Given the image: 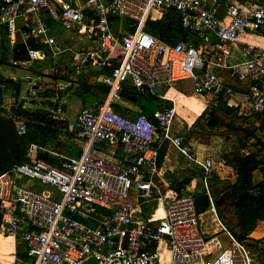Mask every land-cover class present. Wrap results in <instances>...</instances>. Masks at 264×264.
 <instances>
[{"label": "built area", "instance_id": "obj_1", "mask_svg": "<svg viewBox=\"0 0 264 264\" xmlns=\"http://www.w3.org/2000/svg\"><path fill=\"white\" fill-rule=\"evenodd\" d=\"M171 12L189 40L169 44L145 31ZM44 15L83 46L59 47ZM3 30L11 51L25 47V59L16 63L26 70L54 78L66 57L70 85L85 69L108 71L100 78L109 87L104 102L80 108L64 129L82 141L78 156H62L49 142L31 143L24 161L0 175V237L23 245L26 264H254L247 242L231 236L217 216L207 186L211 160H198L184 136L171 132L174 102L151 119L125 116L111 106L126 82L156 95L159 87L188 80L194 94L209 98V108L219 101L239 108L231 104L233 89L217 74L223 70L248 84L249 107L238 114H264V0H0V35ZM31 40L38 47H29ZM237 45L242 59L230 62ZM13 103L4 93L0 115L12 119L22 137L26 123L11 112ZM51 113L64 121L58 109ZM164 142L202 171L206 212L229 234L226 246L218 233L200 231L197 194L155 181ZM35 181L48 189L34 190ZM28 182L30 187L21 186ZM141 201L159 207L145 218L138 215Z\"/></svg>", "mask_w": 264, "mask_h": 264}, {"label": "trees", "instance_id": "obj_2", "mask_svg": "<svg viewBox=\"0 0 264 264\" xmlns=\"http://www.w3.org/2000/svg\"><path fill=\"white\" fill-rule=\"evenodd\" d=\"M144 29L169 44H175L180 39H190V34L183 29L179 16L175 12L169 13L159 22L146 24ZM2 35L7 38V33L4 30L1 32ZM27 45L33 48L38 47L35 40L29 41ZM12 52L14 61L23 60L26 57L23 45L15 47ZM2 63L3 61L0 60V64ZM54 79L58 78L54 77ZM0 84L4 86V93L10 95L14 100L11 112L23 119L27 127L26 134L19 140L20 159H0L1 175L12 166L24 161L25 149L29 144L35 143L44 146L49 141L54 144L58 136L64 132L67 122L54 119L51 112L25 108L23 100H20V80L10 81V78L0 75ZM70 89L73 90V95L80 100L82 107L103 103L109 93V87L103 84L100 79L94 78L90 81L87 76H80L77 84L69 86L66 90ZM63 94L58 91L59 98ZM45 96H49V94L45 92ZM118 96L120 101L132 104L138 109L133 111L124 107L120 102H114L111 108L125 116L135 117L138 113H143L151 119L155 110H164L172 106L171 102L159 101L158 97L148 90L139 91L128 82L122 85V91ZM56 107L57 105L53 106L54 109H57ZM63 109L65 110V107ZM211 113L216 120L214 125L207 124ZM201 121L210 129L209 135L224 137L227 141L225 143L227 151L223 152L222 158L224 165L229 169V176L220 179L214 172H211L207 180L211 195L216 200L223 198V201L217 205V216L231 236L236 240L246 241L256 227L264 222V139L258 135H264V114L240 119L234 108L219 101L217 106L206 109L193 126L198 128ZM223 127L225 130L221 132L220 129ZM214 129L218 131L216 134L211 132ZM230 136L235 137L237 146L230 145ZM245 149H248L247 153H245ZM160 158H162L161 152H159V162ZM258 172L261 174V179L255 182L254 177ZM189 182L190 180L185 178L177 183V187L173 188L180 193ZM230 208L233 209L236 218L234 226L226 217V212ZM1 218L0 212V222ZM21 256L27 259L25 252Z\"/></svg>", "mask_w": 264, "mask_h": 264}, {"label": "crops", "instance_id": "obj_3", "mask_svg": "<svg viewBox=\"0 0 264 264\" xmlns=\"http://www.w3.org/2000/svg\"><path fill=\"white\" fill-rule=\"evenodd\" d=\"M53 32L54 34L49 33V35L55 39V42L59 47H68V46H63V43L67 41L71 42V40H73V38L70 37L68 34H66L64 31H62L60 27L55 28ZM242 40H244V38H242ZM79 46L81 45L78 44V46L76 47ZM238 49H239L238 45L237 47H234L232 49V54H231L232 61L236 62L242 59L240 54L238 53ZM237 56L239 58H237ZM61 67L62 68H61L60 81L58 79H55V81L58 82L56 83L55 89L59 92L62 91V89L64 90L67 89L69 86H72L69 84L71 82L69 80L72 75L71 66L66 57L62 58ZM107 72L108 71L100 72L88 68L80 73V75L78 76V80L80 76L83 77L87 76V79L90 81H92L94 78L99 80L102 77V75L106 74ZM217 74L220 76L222 83L229 85L234 91V96L231 99V104L237 105L239 108H235L233 106L230 108H234L236 110V114L240 119L245 118L240 116L238 113L240 110H247V108L249 107V103L247 100L248 84L239 83L235 79V76L232 75L230 71L217 70ZM61 81L63 83H61ZM159 88H160L159 91L156 90V96L158 97L159 101H169L171 103L174 102L176 108V116H175L176 119H174L172 125V127L174 126L173 134L174 135L182 134L183 136H185L184 137L185 143L189 146L191 153L195 155V157L200 161H204L205 159H210L213 164V168L214 166L216 168H219L218 171L213 170L212 168V172H214L220 179H223V175H222L223 172L227 174L229 169L224 165V161L222 158L223 152L222 153L220 152V149H222L221 144H219V142L217 141L218 140L222 141V144L224 142L227 143V141L224 140V137H219L217 135H209L205 139V142H201V134L200 133L194 134V132L192 131L194 127L193 125L199 119L200 115L206 109H209V102H208L209 98L194 94L192 90V84L188 80L183 82H177L172 87L169 88H165V87H159ZM43 96H45V93L43 94ZM180 100H186L187 109L184 111H180L179 106L177 105ZM122 105L134 111V109H132L130 106L126 105L125 103H123ZM64 107L65 110L63 109ZM56 108L60 112L59 115H61L64 118V121L67 122V124L68 123L71 124L75 120L76 115L80 110L79 109L78 112L75 113L74 120L70 122L67 120V118L64 115V113L67 111L65 104H62L61 106H57ZM80 108H82V105L80 106ZM57 109L53 108V110H57ZM177 114H180L181 117L179 118ZM195 136L198 138H195ZM49 143L53 151L65 157H75L78 156L81 152L82 141L65 131L58 136L54 144L51 141H49ZM232 144L234 143L231 140L230 145ZM159 152L162 153V158H160V162L159 160L157 162V168H158L157 178L160 183L167 186L168 190L177 192L176 189L173 187H177V183L187 178L190 180V182L184 186V188L180 192L181 194L193 192L199 195L205 193V189L203 185V174L200 168H198V166L190 162L183 154L179 153L168 142H164L161 145ZM219 152L221 154V161L217 167L216 165H214L215 163L213 162L212 158H217L216 155H218ZM200 176H202V186L200 185L202 188L200 191H198L197 188H199L200 186L198 187V185H196V181ZM27 186L30 187L29 182ZM158 207L159 206L156 201L145 202L144 209H142L141 211L139 209L138 215L142 217L146 216L145 218H149L150 216H152L153 211L156 210ZM217 228L218 229L213 232L214 233L213 235H216L218 233L217 236L219 238V231L221 228L220 226H217ZM222 233H223L222 237L224 239L223 241L222 240L220 241L223 246H226L229 242L230 237L227 232H222ZM246 242L248 244L249 251H252L251 249H253L254 250L253 252L256 253L257 256L259 257V259H257V257L256 259H253L254 264H263L264 263V222L260 223L256 227V229L251 233L249 239H247ZM18 244L21 243L18 242ZM21 253L24 254V247L22 244L17 245V242L13 239H6L0 237V264H26L28 260L22 257Z\"/></svg>", "mask_w": 264, "mask_h": 264}, {"label": "rangeland", "instance_id": "obj_4", "mask_svg": "<svg viewBox=\"0 0 264 264\" xmlns=\"http://www.w3.org/2000/svg\"><path fill=\"white\" fill-rule=\"evenodd\" d=\"M46 25L48 27V29L50 30V34H54V29L58 27V25L53 22L51 19H49L47 16H43ZM247 40L249 41H253L255 42H261L260 40H257L254 37H248ZM78 42L73 38V40H71V42L67 41L63 43V46H68V47H76L78 46ZM83 46V45H81ZM80 47V46H79ZM237 58H239L237 56ZM0 60L3 61L2 64H0V75L5 77V78H11L14 80H20L21 81V94H20V100H23L24 104L23 106L29 110H34V109H39L45 112H52L53 110V106L57 105V106H61L62 104H65L67 111L64 113L65 117L67 118L68 121L72 122L74 120L75 117V113L78 112V110L80 109L81 103L80 100L77 99L74 95H73V90H66V89H62L61 92H63L64 94L62 95V97L59 98L58 96V91L55 89L56 86V82L55 79L52 77H46L43 76L39 71H33V70H26L23 67L18 66V64L16 63L17 61H14L13 59V55H12V51H11V47L8 43V39L5 38V35H2L0 37ZM230 62H235L232 61L231 58L229 60ZM39 65H36V67H38ZM101 76V74H100ZM58 78V80L60 81V76H56ZM70 81V80H69ZM61 83H63L61 81ZM65 84V83H64ZM160 88H157L156 90L159 91ZM47 92L49 94V96H43V94ZM173 93V92H172ZM122 104L125 103L126 105L130 106L132 109H134V111H137V107H135L132 104H129L127 102H122L120 101ZM179 106V110L180 111H184L186 110V100H180L179 103L177 104ZM130 117H132L131 115H129ZM177 116L180 118V114H177ZM176 119V118H175ZM174 130V126L171 128V132L173 133ZM182 130V128H181ZM180 130V133H181ZM225 128H221L220 131H224ZM192 131L194 132V134H201V142H205V139L209 136V132L210 129H208L204 122H200V125L197 127H193ZM191 132V133H193ZM212 134H216L218 131H216L215 129L211 131ZM211 134V133H210ZM262 139H264V135L258 134ZM258 136V137H259ZM185 137V136H184ZM226 137V136H225ZM259 137V138H260ZM195 138H198L195 136ZM225 140V139H224ZM229 140L233 141V145L237 146L236 143V139L234 136H230ZM226 141V140H225ZM217 142H219V144H221V148L220 152H224L226 150L225 148V142L222 144V141L218 140ZM229 146V145H228ZM220 147V146H219ZM216 155L217 158H212L213 162L215 163L214 165H216L218 167V164L221 161V154ZM214 157V156H213ZM219 168H216L214 166L213 170H217L218 171ZM223 178H227L228 173L226 174L225 172H223ZM261 179V174L258 172L255 174L254 180L255 182H258ZM155 181L160 184L161 186L164 187V185L162 183H160L158 181V178L156 176ZM195 185V183H194ZM196 185H198V187L201 185L202 186V176H200L198 178V180L196 181ZM24 186L26 188H28V186L26 185H21ZM197 188L198 191L201 190L202 187ZM38 187V188H36ZM32 188L34 190H45L48 189V187L39 184L37 181L33 182V186ZM184 195H191V193H185ZM144 204L145 202H140V211L142 209H144ZM138 209V211H139ZM226 217L230 220L231 225L234 226V223L236 222V218L233 214V209L230 208L228 210V212H226ZM214 217L205 212L203 214H201L200 217V231L204 234H207L209 237H213L214 235V231L217 230V224L214 223L212 221ZM236 228V227H235ZM223 231L220 229L219 231V240L223 241ZM249 249V248H248ZM252 251L248 250L249 256L251 257V259H259V257L257 256L256 253H254L253 249H251ZM216 254L211 255L210 257L207 258L208 261H211ZM260 261V260H259Z\"/></svg>", "mask_w": 264, "mask_h": 264}, {"label": "water", "instance_id": "obj_5", "mask_svg": "<svg viewBox=\"0 0 264 264\" xmlns=\"http://www.w3.org/2000/svg\"><path fill=\"white\" fill-rule=\"evenodd\" d=\"M12 81V79H10ZM4 94V87L0 86V106L2 105ZM216 123L214 115L210 114V119L207 121L208 125ZM21 136L17 133L14 121L8 117L0 115V159H20L19 140ZM223 198L215 200L216 205L220 204ZM195 205L199 214L206 212L209 205L207 194H199L195 197Z\"/></svg>", "mask_w": 264, "mask_h": 264}, {"label": "bare ground", "instance_id": "obj_6", "mask_svg": "<svg viewBox=\"0 0 264 264\" xmlns=\"http://www.w3.org/2000/svg\"><path fill=\"white\" fill-rule=\"evenodd\" d=\"M109 99H111V96H109Z\"/></svg>", "mask_w": 264, "mask_h": 264}]
</instances>
